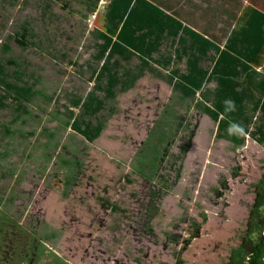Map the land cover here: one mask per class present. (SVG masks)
I'll return each instance as SVG.
<instances>
[{
    "label": "rangeland",
    "instance_id": "obj_1",
    "mask_svg": "<svg viewBox=\"0 0 264 264\" xmlns=\"http://www.w3.org/2000/svg\"><path fill=\"white\" fill-rule=\"evenodd\" d=\"M239 1L264 12V0ZM129 8L123 0L96 9L86 0H0V60L17 61L24 83L37 81L43 93L22 116L16 94L0 85V97L10 95L0 108V148L10 154L0 158V264H232L264 235V206L252 217L264 149L250 138L243 149L217 140L196 102L176 108L164 82L147 76L120 96L94 143L66 125L68 109L79 113L71 100L93 87L92 31L117 32ZM163 133L152 178L138 156H153Z\"/></svg>",
    "mask_w": 264,
    "mask_h": 264
},
{
    "label": "trees",
    "instance_id": "obj_2",
    "mask_svg": "<svg viewBox=\"0 0 264 264\" xmlns=\"http://www.w3.org/2000/svg\"><path fill=\"white\" fill-rule=\"evenodd\" d=\"M222 1L223 4L219 6H209L210 9L206 7V12L212 13L214 20L224 21L223 37L207 38L203 33L184 25L181 19L184 7H179L175 0H123L130 8L118 33L100 29L91 33L94 39V55L92 64L90 63V81L94 80L95 85L85 96H75L71 100V108L79 110V113L75 114L68 109L69 120L66 125L87 142H96L107 128L110 118L116 114L113 106L117 94H125L135 88L136 83L147 71L173 85L174 90L180 93L185 101L193 99L208 74L202 64L208 53L214 52L219 55L221 98L216 105L217 110L205 106L202 108L203 112L218 124V139L226 140L235 148L242 149L246 146L247 137H250L264 148V39L260 33L264 27V12L254 6L244 7L239 0ZM86 2L96 9L101 0ZM249 16L253 17L250 24L252 29L259 30L258 39L251 38L245 30H233L227 38L232 25L236 23L238 27L244 22V18ZM23 32L27 37L31 31L27 26L23 28ZM225 40L227 43L222 49ZM176 44L179 49H175V55L172 57L171 49H174ZM244 47H252L253 50L248 51V62L258 69L262 68V72L242 61ZM10 51L8 42L3 46L2 54L6 55ZM185 58H188L186 73L179 68L169 70L172 64L179 65ZM134 60L137 64H133ZM9 67L16 68L12 75L8 71ZM20 68L15 60H0V85L16 94L19 102L18 113L30 116L24 103L32 102L43 93L35 89L37 81L30 85L24 83L25 75ZM242 72L249 73L243 80ZM10 76L15 77V82H12ZM21 83L23 86H20ZM9 98L8 94L0 97V108H7L5 102ZM4 132L10 139L16 134L10 128H6ZM168 139L166 134L161 137L164 148ZM153 153L154 157L138 156L140 166L142 169L149 167L148 174L152 178L157 175L163 156L162 151L156 150ZM9 156L7 151L1 152L0 148V158L6 159ZM70 185L71 182L68 181L67 186ZM106 205L114 212L120 211L119 207L108 202ZM263 206L264 180L258 185L252 217ZM258 234H264V219L258 227ZM55 237V232L46 233L43 240L46 243L53 241ZM232 262L264 264V235L249 252L239 250Z\"/></svg>",
    "mask_w": 264,
    "mask_h": 264
},
{
    "label": "crops",
    "instance_id": "obj_3",
    "mask_svg": "<svg viewBox=\"0 0 264 264\" xmlns=\"http://www.w3.org/2000/svg\"><path fill=\"white\" fill-rule=\"evenodd\" d=\"M175 1H176V4H179L180 5L179 7L186 6V7L183 8L184 10L181 11V13H182L181 19H182V21H183V23H184L185 26L190 27L191 29H193L196 32L203 33L205 35V37H207V38L208 37H223V32L222 31L224 30V27H225L224 21L221 20V19L214 20L212 18L213 17V14L212 13H209V11L206 12V9H207L206 7H209V6H219V5L223 4V1L222 0H201L202 5L192 4L193 3L192 0H186L188 2L187 5L180 4V0H175ZM193 6H201L202 9L199 10L198 8H194ZM244 7H245V5H244ZM198 12H201L202 13V16L203 17H202L201 20H199V18L197 16L198 15ZM244 19H245L244 22L242 24H239L238 27H236V23H234L232 25V29L227 34V38L230 36V34H231V32L233 30H235V31L245 30V31L248 32V34L250 35L251 38L254 37V38H257L258 39V36L257 35L259 34V30H255V29L253 30L252 27L250 26L253 17L252 16H249V17H246ZM118 31L117 32H114V33H118ZM260 33L262 34L261 37L264 39V27L262 28V30H261ZM176 41L178 42V39ZM226 43H227V40H225L223 42L222 49L224 48V46L226 45ZM175 49H177V50L179 49L178 48V44L175 45L174 49L173 48L171 49V56L172 57H174V55H175L174 54L175 51H176ZM252 50H253L252 47L251 48L244 47L243 48V55L244 56L241 59L248 66H251L252 68H255L258 71H261L262 72V68L261 69H258L257 67H255L254 64H250L248 62V54H249L248 51H252ZM187 61H188V58H185V60L181 64H179V65L172 64V66H171V68L169 70L171 71V70H173L175 68H179L183 73H186L187 72V69H188ZM218 61H219V55L215 54L214 52H209L208 53V55L205 58V61L202 64V68L205 71H207L208 74H207L206 79L204 80V82L202 84L201 89L198 90L197 96L195 98H193V99H190V100H186L185 101L183 99V97L181 96V94L178 93V92H176L174 90L173 85H170L166 80H163L162 78L156 76L155 74H153L152 72H149V71H147L145 73V75L136 83L135 88L137 87V85L142 80H144L147 76H150L154 80H157V81H160V82H164L165 84H167L171 88V90H172V99H171V102H172V104L176 105V108L182 109V108L186 107L187 105H190V104H193L194 102H196L195 107L200 112H202L204 115H206L209 119H211L207 114H205L203 112L202 108L206 106V107H209L211 109L217 110V106L216 105L220 101V98H221V96H220V88L221 87H220V83H219V79L221 78L220 77L221 72H220V68H219V65H218L220 62H218ZM136 62L137 61L134 60L133 61V64H137ZM123 65L125 66V63ZM155 67L156 68L157 67L159 68V66H155ZM247 75H249V73L242 72L241 80L245 79V77ZM90 83H91L92 86L95 85V81L94 80L90 81ZM209 84H214V87H213V89L206 90V88H207V86ZM135 88H133L132 90L128 91L125 94H117V97H116V99L114 101V106H113L116 109V114H114L112 116V118H110L109 122L115 116H117V114L119 112V108H118V104H117V99L120 96H122V95H127L128 93L132 92L133 90H135ZM254 92H255V95L258 97V94H257L256 90H254ZM199 100H201V101H199ZM257 116L258 115H256V117ZM220 117L223 118V115H221ZM176 120L177 119H175V121ZM109 122H108V124H109ZM215 125H216V129H217V134H218V124L215 123ZM106 130H107V128L105 129V131ZM105 131L103 132V134L105 133ZM171 131H175V130L172 129ZM103 134H102V136H103ZM165 134L168 137V133H163L162 136L165 135ZM217 134H216V138H217ZM161 137L158 138V145L154 147V151H156V150L161 151L164 148V146L161 144L162 143ZM247 138H250V137H247ZM217 140H220V139L217 138ZM251 140H253V139H251ZM221 141L228 142L226 140H221ZM246 142H247V140H246ZM254 142L257 143L256 141H254ZM228 143H230V142H228ZM235 149H237V148H235Z\"/></svg>",
    "mask_w": 264,
    "mask_h": 264
}]
</instances>
